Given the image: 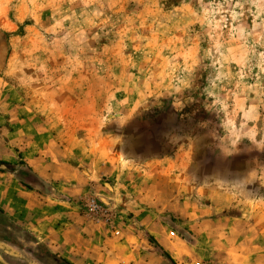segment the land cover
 <instances>
[{
	"label": "rangeland",
	"instance_id": "374dc122",
	"mask_svg": "<svg viewBox=\"0 0 264 264\" xmlns=\"http://www.w3.org/2000/svg\"><path fill=\"white\" fill-rule=\"evenodd\" d=\"M32 161L122 243L264 264V0H0V173ZM0 264L65 263L0 210Z\"/></svg>",
	"mask_w": 264,
	"mask_h": 264
},
{
	"label": "crops",
	"instance_id": "0c3cea01",
	"mask_svg": "<svg viewBox=\"0 0 264 264\" xmlns=\"http://www.w3.org/2000/svg\"><path fill=\"white\" fill-rule=\"evenodd\" d=\"M27 164L41 188H27L15 175L0 173V210L65 264H172L164 253L175 263L179 260L159 239V228L146 214L136 215L141 232L132 228L134 235L129 237L132 229L125 235L126 241L132 239L135 244L122 243L111 229L86 220L65 193L54 199L47 183L51 177L41 170L39 161Z\"/></svg>",
	"mask_w": 264,
	"mask_h": 264
},
{
	"label": "built area",
	"instance_id": "2783aa9c",
	"mask_svg": "<svg viewBox=\"0 0 264 264\" xmlns=\"http://www.w3.org/2000/svg\"><path fill=\"white\" fill-rule=\"evenodd\" d=\"M84 213L88 218L95 221V223H104L109 227L113 226V211L96 199H90L84 204ZM114 234L120 235V232L115 231ZM171 235L175 236V233L173 232Z\"/></svg>",
	"mask_w": 264,
	"mask_h": 264
},
{
	"label": "trees",
	"instance_id": "16d2710c",
	"mask_svg": "<svg viewBox=\"0 0 264 264\" xmlns=\"http://www.w3.org/2000/svg\"><path fill=\"white\" fill-rule=\"evenodd\" d=\"M0 165H1V168H0V171H2V172H6V171H10V172H15L14 171V166H12V165H10V164H7V163H0ZM3 167V168H2ZM25 187H27L25 184H23ZM153 241V240H152ZM154 242V241H153ZM164 255L168 258V259H170V261H171V263L172 264H176L172 259H171V257H169L166 253H164Z\"/></svg>",
	"mask_w": 264,
	"mask_h": 264
},
{
	"label": "water",
	"instance_id": "95a60500",
	"mask_svg": "<svg viewBox=\"0 0 264 264\" xmlns=\"http://www.w3.org/2000/svg\"><path fill=\"white\" fill-rule=\"evenodd\" d=\"M0 168H1V165H0ZM3 168V167H2Z\"/></svg>",
	"mask_w": 264,
	"mask_h": 264
},
{
	"label": "bare ground",
	"instance_id": "6f19581e",
	"mask_svg": "<svg viewBox=\"0 0 264 264\" xmlns=\"http://www.w3.org/2000/svg\"><path fill=\"white\" fill-rule=\"evenodd\" d=\"M177 256V255H176ZM178 257V256H177Z\"/></svg>",
	"mask_w": 264,
	"mask_h": 264
}]
</instances>
